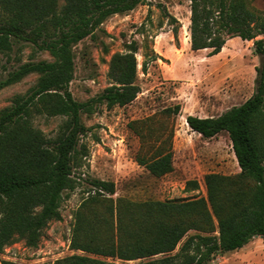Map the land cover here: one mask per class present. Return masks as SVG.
Returning <instances> with one entry per match:
<instances>
[{"label":"trees","instance_id":"16d2710c","mask_svg":"<svg viewBox=\"0 0 264 264\" xmlns=\"http://www.w3.org/2000/svg\"><path fill=\"white\" fill-rule=\"evenodd\" d=\"M144 1L0 0V51L27 42L52 58L23 62L0 81L4 87L38 74L29 90L16 94L0 111V254L18 240L35 247L48 223L61 218L62 194L76 186L73 167L79 137L87 131L81 113L98 105L125 106L140 92L136 40L125 44V51L111 54L110 83L99 94L78 101L69 83L75 69L74 46L88 37L98 39L99 33H106L105 20ZM189 10L192 50L209 49L213 55L227 39L238 36L253 40L260 58L255 90L244 102L216 116L185 117L188 127L202 137L227 132L239 172L207 173L205 196L169 200L113 199V181L90 179L93 193L83 197L74 212L69 242L72 250L84 253L63 256L52 264H130L100 257L138 260L132 264H208L215 254L239 249L255 236L264 241V39L257 38L264 35V12L257 13L250 0H189ZM172 33L177 39L176 27ZM151 59L163 58L154 53ZM180 112L175 103L127 123L139 141L134 161L153 176L174 168V123ZM36 115L65 120L56 136L48 138L34 127ZM186 184L192 190L199 188L196 180ZM158 254L161 257L152 258ZM0 264L20 263L0 257Z\"/></svg>","mask_w":264,"mask_h":264},{"label":"rangeland","instance_id":"374dc122","mask_svg":"<svg viewBox=\"0 0 264 264\" xmlns=\"http://www.w3.org/2000/svg\"><path fill=\"white\" fill-rule=\"evenodd\" d=\"M250 5L257 13L264 12V0H250ZM167 14L178 21H170ZM189 16V0H145L127 13L105 20L102 27L106 33H99L98 39L88 37L74 46L75 69L69 90L76 100L86 101L109 85L110 56L125 51V44L131 40H136L138 45L135 56L140 92L125 106L107 109L98 105L90 113H81L87 131L79 137L81 147L73 167L76 186L62 194L61 218L48 223L35 247L18 240L6 246L0 257L20 264H52L72 253L83 254L72 250L69 242L74 212L82 198L93 193L90 179L113 181V199L123 196L133 201L169 200L205 196L207 173L239 172L227 132L221 131L212 138L202 137L189 129L185 117L187 114L216 116L244 102L255 90V68L260 58L254 53L253 40L238 36L227 39L222 50L213 55H209V49L192 50ZM173 27L177 28V39ZM257 38L264 39V35ZM154 53L163 59L153 61ZM51 59L48 52L37 51L30 43H16L9 51H0V81L23 62ZM143 61H146L145 70ZM37 78L38 74L31 73L16 83L0 87V111L12 103L16 94L29 90ZM175 103L180 104L181 112L174 123V168L156 177L134 161L139 141L127 123ZM64 120V116L36 115L32 123L46 137L53 138ZM187 180H196L199 188L190 189ZM158 257L161 255L152 258ZM100 258L106 262H138ZM208 264H264V241L261 236H255L239 249L215 254Z\"/></svg>","mask_w":264,"mask_h":264},{"label":"crops","instance_id":"0c3cea01","mask_svg":"<svg viewBox=\"0 0 264 264\" xmlns=\"http://www.w3.org/2000/svg\"><path fill=\"white\" fill-rule=\"evenodd\" d=\"M224 47V46H223ZM221 114V113H220ZM188 126V125H187ZM190 129V128H189ZM193 132H195V131H193ZM197 133V132H196ZM199 134V133H198ZM233 151V150H232ZM234 153V152H233Z\"/></svg>","mask_w":264,"mask_h":264}]
</instances>
